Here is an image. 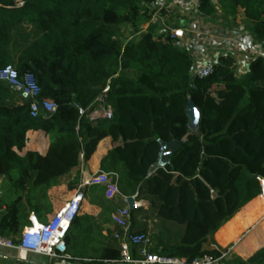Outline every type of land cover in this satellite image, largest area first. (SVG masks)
<instances>
[{
  "label": "trees",
  "instance_id": "trees-1",
  "mask_svg": "<svg viewBox=\"0 0 264 264\" xmlns=\"http://www.w3.org/2000/svg\"><path fill=\"white\" fill-rule=\"evenodd\" d=\"M145 1L0 0V69L12 65L19 76L32 74L39 98L58 105L50 117L32 118L28 100L17 103L16 92L0 80V176L16 195L0 207L1 235L19 233L30 210L43 212L33 195L71 179L80 183L81 162L106 142L97 169L115 173L124 195L137 192L135 200L148 203L157 219L151 252L184 264L203 254L219 257L220 250L202 248L210 236L233 217L217 232L223 243L226 234H239V227L264 213L258 196L264 179V59L255 58L244 78L235 80L231 58L220 56L212 74L194 78L187 50L167 34L156 36L150 23L137 40L119 39L116 27L127 24L136 32L149 21ZM199 2L203 14L215 12L211 0ZM219 5L231 17L242 9L247 30L264 45V0ZM105 88L101 104L111 107L112 117L91 123L79 116L77 107L91 110ZM189 100L200 112L195 132L186 115ZM30 131L51 138L43 153L26 146ZM144 138L157 144L154 159L141 153ZM159 140L181 141L163 166ZM153 163L157 170L146 177ZM87 189L103 196L98 186ZM141 210L131 211L136 233L148 232L134 228ZM83 223L79 212L72 227ZM67 238V253L74 254ZM76 258L86 264L115 260L119 247ZM222 264H264V248L247 260L227 253Z\"/></svg>",
  "mask_w": 264,
  "mask_h": 264
},
{
  "label": "built area",
  "instance_id": "built-area-1",
  "mask_svg": "<svg viewBox=\"0 0 264 264\" xmlns=\"http://www.w3.org/2000/svg\"><path fill=\"white\" fill-rule=\"evenodd\" d=\"M20 4V3H18ZM144 6L149 15V23L155 25L161 23L164 16L172 11H183L188 13H199V0H146ZM165 34L169 37L181 39L183 30L169 27ZM164 34V35H165ZM216 62L196 60L192 63L191 74L194 78H204L213 73ZM0 80L8 84L12 91L25 96L29 102V115L32 118L41 117L46 119L53 115L58 108L55 102L39 98L41 88L35 82L34 76L26 73L19 76L12 65H6L0 69ZM108 88L98 98V103L91 110L77 107L78 115L84 116L89 122L107 120L112 117L110 106L101 104ZM157 170V164H151L147 169L146 177H150ZM261 187L260 196L264 199V179L259 178ZM87 186H99L102 188L103 197L107 201H113L118 206L111 213V221L117 230L113 237L119 242V258L105 263L123 264H184L185 261L178 257H169L163 254L149 251L151 238L148 232L136 233L131 230V209L128 204L129 196L124 195L117 184L115 173L105 172L97 169L86 179L78 184L73 195L63 202L61 206L48 218L41 222L30 213L27 216L28 223L15 235L4 236L0 234V249H18L21 251L39 254L54 260H73L67 253L66 237L71 230L74 218L79 214L84 201V189ZM137 192L131 196L134 199L135 208L146 205L145 201H136ZM236 242L228 246L219 257L203 254L194 258L190 264H221L223 257L229 253ZM135 250L136 257L132 255ZM90 261V259H85Z\"/></svg>",
  "mask_w": 264,
  "mask_h": 264
},
{
  "label": "crops",
  "instance_id": "crops-1",
  "mask_svg": "<svg viewBox=\"0 0 264 264\" xmlns=\"http://www.w3.org/2000/svg\"><path fill=\"white\" fill-rule=\"evenodd\" d=\"M211 1L215 6V12L212 15H205L201 11L195 14L183 11H172L169 15L163 17L161 21L162 28L160 29V31L156 32L155 35H161L163 38L165 32L167 31V29H169V27L182 29L183 37L181 39H176L175 44L180 48L187 50L192 59V63L196 60L209 61L214 63L217 62V59L220 56H229L232 60L231 70L233 72L234 79L241 80L248 73L249 64L255 58L261 57L264 59V45L256 42L247 30V20L243 14L242 9L238 8L235 16L231 17V15L224 13L221 7H218L220 6L219 4L217 6L215 4L216 2H214L213 0ZM14 96L17 103H21L27 100L25 96L19 93H14ZM30 136L32 137V139L29 141ZM48 142L49 136L47 134L40 131L28 132V142L26 144L27 147L43 153ZM107 147V142L101 143L89 162H81L80 182L86 179L90 175V173H93L95 170H97V168L99 167L100 158L105 153ZM88 187L89 186L84 189V200L85 196L90 194V192H86V190H88ZM41 200H39V203L42 205ZM111 204L117 203L104 200L101 203L93 202L89 204L87 202L86 206L83 201L80 210V216H82L84 219V223L81 225L83 228L81 234H84L83 236H85L86 238L85 242L81 243V247H79L77 241H75L78 238V236H76L75 234L76 230L74 227L71 228L67 236V243L69 245V248L71 246H75V248L71 249L74 254H71L69 252L70 256H73L74 258L79 256L96 257L104 247H119V242L113 237L114 232L118 229L117 226H115V224H113V222L111 221L110 215L113 211L105 212L104 210V207H107ZM42 208L44 210L43 212H39V215L34 211V209L30 210L28 212V215L30 213H33L39 221L45 222L52 215L50 214L51 210L54 209L52 201L49 198H46L45 207L43 206ZM133 219L135 230L147 229L149 234L157 232V230L154 229V224H156L157 219L154 217L151 208L148 206V203L142 206V210L140 212L134 214ZM230 220H228L225 224H227ZM171 222L172 221H168V223ZM224 225H222L220 229ZM252 225L253 224H251L250 226L248 225L244 229L242 227H239V234L233 238H228L227 240L226 234L223 238V243L219 241V236H217V232L220 230L218 229V231H216L214 235L208 238L207 242L202 246V248L206 250L216 249L223 252L224 249H226L228 246H231V244H233L234 242H236L237 244L247 234ZM79 237H81V235ZM256 238V233H254L252 236L249 235L247 237V240L243 241L241 247L238 250L242 251L245 245L250 244L251 241V244L254 245V240ZM234 248L235 246L233 247V249ZM156 253L161 254L160 252ZM132 255L134 257L137 256L135 250ZM0 264L86 263L80 261L77 258L73 260L61 261L49 259L43 255L29 253L18 249H0ZM93 264L123 263L96 262Z\"/></svg>",
  "mask_w": 264,
  "mask_h": 264
},
{
  "label": "rangeland",
  "instance_id": "rangeland-1",
  "mask_svg": "<svg viewBox=\"0 0 264 264\" xmlns=\"http://www.w3.org/2000/svg\"><path fill=\"white\" fill-rule=\"evenodd\" d=\"M214 2H216L215 4L218 6V0H213ZM220 7V6H218ZM149 21H143L140 24V28L135 32L133 31V29L127 25H121L116 27V32L118 34L119 39L122 42H126L128 40H137L139 38V36L144 32L142 30H145L148 27ZM162 28V24L161 23H157L155 25H153V29L154 32H158L160 31V29ZM196 122L195 121H190L189 124V128H190V132H195L196 131ZM32 139V137L30 136L29 141ZM34 139V138H33ZM51 138L49 137V140ZM143 141L145 142V147H143L141 153L143 155V152H145L144 156H145V160L147 159H154L155 157V149L157 147V144L153 141L150 142V140L148 138H144ZM147 143H150L149 145ZM144 150V151H143ZM91 174V173H90ZM12 177H15V172L11 174ZM79 184V181L76 182L75 179H71L69 182L64 183L62 185H53L51 187H49L47 190H45L42 193L39 194H35L33 195V197L35 198H40L43 199L41 200L42 206L45 207V199L49 198L52 203H53V207L54 209L51 210L50 214H53L60 206L63 202H65L66 200H68L73 193L75 192V190L77 189ZM98 189L101 190L102 188L98 186ZM15 194L13 192V188H12V184L11 181L7 178V177H3L0 176V207L1 209H3L4 204L6 201H9L13 198H15ZM39 200V199H38ZM90 200H93V202L95 203H101L103 202L105 199L104 197L98 193V192H94L85 196V200L84 203L87 206V202L89 204H91L92 202ZM91 202V203H90ZM47 203V202H46ZM48 205V204H46ZM118 206V204H111L108 205L107 207H104L105 212H109V211H113L116 207ZM28 209V207H27ZM26 209V210H27ZM103 209V207H102ZM76 230V236H78V238L75 240L77 241V244L79 245V247H81V243L85 242V236H83L84 234L82 233V226H78L77 228H75ZM261 234V231L258 230L257 231V238L254 240V244L256 245V250L254 252L250 251V246L252 245V241L250 242V244H247L242 251L241 250H235V248L233 250H231L229 253H232L238 257H240L243 260H247L249 257H251L253 254H255L258 250L264 248V237ZM81 235V237H79ZM261 246V247H260ZM247 254V255H246ZM246 255V256H244Z\"/></svg>",
  "mask_w": 264,
  "mask_h": 264
},
{
  "label": "water",
  "instance_id": "water-1",
  "mask_svg": "<svg viewBox=\"0 0 264 264\" xmlns=\"http://www.w3.org/2000/svg\"><path fill=\"white\" fill-rule=\"evenodd\" d=\"M186 115L189 121L199 122L200 112L198 108L195 106L194 102L189 100L186 106ZM181 141L172 140V141H162L159 140L160 153L158 157V162L160 165H165L169 162L170 157L174 152L177 151ZM128 204L131 210L135 209L134 199L132 197L128 198ZM264 247V246H263Z\"/></svg>",
  "mask_w": 264,
  "mask_h": 264
},
{
  "label": "bare ground",
  "instance_id": "bare-ground-1",
  "mask_svg": "<svg viewBox=\"0 0 264 264\" xmlns=\"http://www.w3.org/2000/svg\"><path fill=\"white\" fill-rule=\"evenodd\" d=\"M263 200V203H264V199L262 196H260ZM260 230L261 231V234L263 237H264V213L254 221L252 227L249 229V231L247 232V234L235 245V250H238L243 241L251 234V233H256L257 234V231ZM238 234L237 233H234V234H229L226 236V240L228 238H233L235 236H237ZM256 250V245H252L251 248H250V251L251 252H254Z\"/></svg>",
  "mask_w": 264,
  "mask_h": 264
}]
</instances>
